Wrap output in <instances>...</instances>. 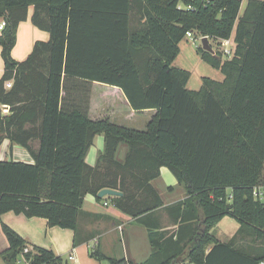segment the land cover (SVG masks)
I'll list each match as a JSON object with an SVG mask.
<instances>
[{
  "label": "trees",
  "instance_id": "16d2710c",
  "mask_svg": "<svg viewBox=\"0 0 264 264\" xmlns=\"http://www.w3.org/2000/svg\"><path fill=\"white\" fill-rule=\"evenodd\" d=\"M242 5L243 0H0V18L6 20L0 33V105L9 107L7 117L0 115V147L9 140L34 161H0V217L13 212L45 219L49 227L74 231L77 246L85 198L100 199L102 190L111 189L123 193L109 198L115 208L147 228L153 251L138 263L109 258L98 248L92 255L100 261L263 262L264 202L254 189L264 187V0H248L241 14ZM31 8L32 24L50 39L37 42L18 62L12 51ZM134 15L138 28L131 25ZM188 32L212 41L234 35L231 59L197 47L223 82L204 78L199 91L187 88L190 72L173 64ZM69 79L119 89L124 98L110 111L155 115L145 131L91 120L80 107L65 106ZM98 135H104L105 147L91 166L86 158ZM122 145L127 150L119 159ZM162 168L187 196L169 208L179 226L169 238L147 222L164 206L152 184ZM226 217L240 227L224 243L211 231ZM2 231L9 248L0 264L22 258L30 264L66 263L50 249L29 246L5 224Z\"/></svg>",
  "mask_w": 264,
  "mask_h": 264
},
{
  "label": "crops",
  "instance_id": "0c3cea01",
  "mask_svg": "<svg viewBox=\"0 0 264 264\" xmlns=\"http://www.w3.org/2000/svg\"><path fill=\"white\" fill-rule=\"evenodd\" d=\"M247 1L248 0H243L241 14L245 9ZM32 13L33 9L31 8L28 20L22 22L18 27L17 43L12 51L13 58L18 62H23L29 57L33 51L34 45L37 42H47L50 39V35L47 32L39 30L32 24ZM139 23V17L134 15L131 25L133 28H138L140 26ZM184 41L180 43V54L173 64V66L176 65L174 67L179 69H182L183 67L177 66L176 62L185 50ZM1 52L2 48L0 47V79L5 71ZM193 54L195 55L196 62L207 64L197 53V46L195 47ZM207 66L212 68L209 64H207ZM214 70L216 71V73H214L215 76H210L211 78L200 76L199 83L196 84L198 86L193 87L190 85L192 73L189 70H186L191 74L187 88L191 91H199L203 84V78L223 82L225 78L224 75L219 70ZM13 85V81L8 82L6 84V90L10 91ZM67 86L69 87L68 91L70 99L65 103V106L67 108L68 106L72 107L73 105L78 106L77 108L80 107L79 109H81L83 113H86L89 118L94 121L109 119L117 126L138 131H145L149 122L152 120V117L155 115L154 110H147L143 112H135L130 109L123 112L110 111V107L114 104L113 100L93 101L97 95H99V97H105L107 91H111L112 94L118 95L121 99L124 98L122 92L117 88H111L98 83L85 82L78 79H69ZM104 89L105 92L101 93ZM75 99L77 100V103L75 102ZM96 102H102V104L97 107L95 105L97 104ZM0 115L7 117L9 115V107L6 105H0ZM98 136H96L94 143ZM39 145L38 141H33L31 143L34 150H38ZM93 147L94 144L92 148ZM92 148L88 152L86 161L91 166H95L104 149L103 151L99 150L96 155L95 162L90 163L88 158ZM126 150V145H122L118 152V156L121 154L119 159L124 158ZM0 161H16L25 163L34 162L32 156L26 149L15 144L13 145L9 140H4L0 147ZM166 169L167 168H162L161 176L152 182L153 186L158 190L161 198L163 199L164 206L156 210L147 222L152 228L156 229L160 235H163L164 233L165 238H169L177 232L179 227L177 222H174L176 213L169 211V208L185 200L187 196L186 189L184 186L180 185L177 180L176 183L170 182L172 184L169 186L166 184L163 179L166 175ZM165 192L172 193L176 197L166 199L163 196V193ZM109 198L112 197L97 199L96 197L89 195L85 198L83 213L79 219V231L82 239L80 244L77 246L74 243L75 232L72 230L49 227L47 221L42 218L28 219L23 215H16L13 212L2 215L0 217V256L9 248L8 240L2 231V225L5 224L19 234L29 244V246L50 249L69 264H102L103 261L96 259L92 255L98 248L109 258H128L138 263L147 260L153 251L150 245L147 228L144 225L137 223L134 218L120 212L117 208H115V205ZM226 218L219 222L218 225L211 231L215 237L224 238L225 240L221 241L224 243L231 241L240 227L234 220V223L230 224L228 228H225L226 223L223 224L222 222ZM221 225L223 227H220ZM216 230H218L217 234ZM186 234L187 232L183 231L182 236H185ZM121 235L123 238L127 237V243L129 241V246L127 244V248L125 249H123V247L120 248L121 245L118 236L120 237ZM98 242L99 244L97 245ZM71 254H73L75 258L73 261H69V256ZM113 254L116 256L114 257ZM120 254L123 255L120 256ZM18 264H30V262L22 258Z\"/></svg>",
  "mask_w": 264,
  "mask_h": 264
},
{
  "label": "rangeland",
  "instance_id": "374dc122",
  "mask_svg": "<svg viewBox=\"0 0 264 264\" xmlns=\"http://www.w3.org/2000/svg\"><path fill=\"white\" fill-rule=\"evenodd\" d=\"M187 40H188V42H187ZM187 40L184 41L185 50L182 52V54H181L179 60H177L176 64H177V66H182L183 67L182 69L189 70L192 73V79H191L190 85H191V87H193V86H198L196 84L199 83L200 76L211 78L210 76H213V75L215 76L214 73H216V71L214 69L210 68L209 66H207V64H205V63L196 62L195 55L193 54V51H195V47L197 45H199V40H197L196 44H193V42L190 39H188V38H187ZM219 44H220L219 41H216V40L212 41V46H213V48L216 51H219V49L221 48ZM186 47H187V49H186ZM186 57H187V59H186ZM225 58L226 57H224V59ZM174 66H176V65H174ZM104 92H105V90L101 91V93H104ZM95 99H97V100H108V101H112L113 100L115 103H118V102L121 101L119 96L116 95V94H112L111 91H107L105 97H99V95H97L95 97ZM118 100H120V101H118ZM103 149H104V136L100 135V136L97 137V139H96V141L94 143V147L92 148V150L90 152L88 161L90 163H94L96 155L98 154V151L99 150L103 151ZM120 156H121V154L118 156V158H120ZM165 171H166L165 172L166 175L163 177V179L166 182V184L169 186L170 184H172L170 182L176 183L177 179L175 178V176L168 169H166ZM157 186H158V184H157ZM163 196L166 199H168L170 197H172V198L176 197L172 193H168V192L163 193ZM233 221L234 220H232L231 218L228 217L222 223L223 224L226 223L225 224V228H228L230 224L234 223ZM220 227H223V226L221 225ZM217 233H218V230H216V234ZM118 239L120 240L119 241L120 245H121L120 248H122V247H123V249L127 248V244L129 246V241L127 243V240H128L127 237L123 238L122 235H121L120 237L118 236ZM217 240L221 242V241H224L225 239L220 237V238H217ZM98 244H99V242L97 243V245ZM122 255L123 254H120V256H122ZM113 256L115 257L116 255L113 254ZM125 259L129 260L128 258H125ZM102 264H108V262H106V261L104 262L103 261Z\"/></svg>",
  "mask_w": 264,
  "mask_h": 264
},
{
  "label": "built area",
  "instance_id": "2783aa9c",
  "mask_svg": "<svg viewBox=\"0 0 264 264\" xmlns=\"http://www.w3.org/2000/svg\"><path fill=\"white\" fill-rule=\"evenodd\" d=\"M184 8L183 5H179V9ZM187 9H192L191 7H187ZM6 26V20H4L3 18H0V33L3 31V29ZM190 39L194 44H196L197 40H199V45L198 46H202L201 41L204 37H195V35L192 32H188L186 34V39ZM208 38V37H207ZM209 42L212 43V40L210 38ZM219 45H220V49L219 51L223 54L224 57H226V59H231L233 58L234 54H235V50H236V44L234 41V35H232L229 39L226 40H220L219 41ZM214 49V48H213ZM214 51L216 52V50L214 49ZM254 197L258 200H261L262 202H264V187H257L254 189ZM26 252H28V249L25 250ZM75 260L74 255L71 254L69 256V261H73ZM260 264H264V261L261 262Z\"/></svg>",
  "mask_w": 264,
  "mask_h": 264
},
{
  "label": "water",
  "instance_id": "95a60500",
  "mask_svg": "<svg viewBox=\"0 0 264 264\" xmlns=\"http://www.w3.org/2000/svg\"><path fill=\"white\" fill-rule=\"evenodd\" d=\"M201 44H202V48L204 51L210 54H213V55L215 54V51L213 47L210 45L209 39L207 37H204L202 39ZM122 196H123V193L119 191L111 190V189H104L98 195L100 199H103L105 197H122ZM178 262H180V259L178 260ZM65 264H69V263L66 262Z\"/></svg>",
  "mask_w": 264,
  "mask_h": 264
}]
</instances>
